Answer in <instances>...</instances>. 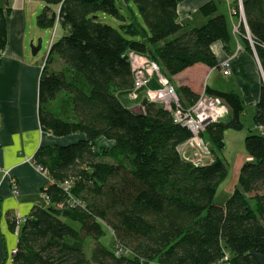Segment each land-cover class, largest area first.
Returning a JSON list of instances; mask_svg holds the SVG:
<instances>
[{
	"label": "trees",
	"instance_id": "16d2710c",
	"mask_svg": "<svg viewBox=\"0 0 264 264\" xmlns=\"http://www.w3.org/2000/svg\"><path fill=\"white\" fill-rule=\"evenodd\" d=\"M121 1L44 0L39 26L64 32L53 39L41 72L39 120L42 130L67 142L42 146L34 156L47 170V200L20 226L13 264H218L225 256L228 264H261L264 84L253 118L262 131L245 139L252 159L242 165L234 192L218 203L229 175L219 153L225 131L244 126L241 96L206 87L230 114L201 133L213 145L214 161L196 165L179 152L192 132L171 110L145 98L139 112L121 95L128 98L134 88L131 53L155 61L171 84L196 64L218 67L213 44L229 49V20L215 0L200 7L201 26L179 21L182 0ZM9 2L0 0V55L8 43ZM127 7L133 14L123 13ZM242 8L239 30L264 76V0H242ZM241 10L237 5L236 14ZM104 14L117 18L118 27ZM56 57L62 65L51 69ZM177 91L184 107L199 98L188 86ZM108 229L114 248L101 241Z\"/></svg>",
	"mask_w": 264,
	"mask_h": 264
},
{
	"label": "crops",
	"instance_id": "0c3cea01",
	"mask_svg": "<svg viewBox=\"0 0 264 264\" xmlns=\"http://www.w3.org/2000/svg\"><path fill=\"white\" fill-rule=\"evenodd\" d=\"M208 1L182 0L178 7L179 21L189 26L204 24L206 19L200 7ZM215 1L229 20L232 31L229 49L222 41L215 42L213 50L219 66L196 64L175 75L173 84L199 91L205 86L207 77L216 74L224 82L213 86L206 83L209 87L238 93L244 102L245 112L251 109L256 112L264 76L255 53L248 48L246 38L239 30L244 24L242 0ZM237 5L241 10L239 14H236ZM8 30V43L0 55V167L10 170L0 183V264H13L12 257L18 245L19 231L11 219L27 217L35 205L44 201L43 188L50 184L48 175L38 170L36 161L30 163L26 159H33L42 146L67 142L66 138H57L40 126L39 83L44 63L43 59L28 52L23 20L16 17V13L9 17ZM229 57L232 58L231 75L224 77L220 65ZM251 159L249 154L245 155L238 163V172ZM260 260L264 264V255Z\"/></svg>",
	"mask_w": 264,
	"mask_h": 264
},
{
	"label": "rangeland",
	"instance_id": "374dc122",
	"mask_svg": "<svg viewBox=\"0 0 264 264\" xmlns=\"http://www.w3.org/2000/svg\"><path fill=\"white\" fill-rule=\"evenodd\" d=\"M118 3H120V2L118 1ZM9 4L11 5V9H12V13H11L10 17L14 13H16V15L20 16L22 18V20H23L26 48H27L28 52L32 56H33L32 44L37 46L39 39L42 40V48L39 51V53L36 56H34V57H38L39 59H43V63L45 65L46 61H47V56H48V53H49V48L51 47V43H52L53 39L56 37V35L64 32V31L59 26H58V29L56 27H54V28H44V27L39 26V24H38V16L43 11L44 0H10ZM131 7L135 10V13L138 16V19L141 22H143V19H142L141 15H140V13L138 11V8H137V6H136V4L134 2H132ZM123 13L125 15H128L129 13L133 14L132 10L130 11V9L128 7L123 10ZM102 17H103L105 22H107L109 24H112L113 26L118 27V21L119 20L117 18H115V17H113V16H111L109 14H106V15L104 14V16L102 15ZM247 38H248L247 40L250 41V43H251L252 49H254V44L251 42V40L249 38V35H248ZM229 58H231V57H229ZM229 58H227V59H229ZM257 60H258V57H257ZM258 63H259V61H258ZM61 65L62 64H61L60 60L56 57L54 59V61H52V63L49 64V67L51 69H59V67ZM220 70L222 72L221 65H220ZM222 75H223V73H222ZM223 76L227 77L225 75H223ZM218 80H219V82H215V81H218ZM209 82H210V85L213 86L212 84L215 85V84H218V83L224 82V81L221 78L217 77V75L215 74V75H212L211 78L207 77L206 83L208 84ZM206 83H205V86L203 87V89L200 88L199 91H195L196 93L199 94V97H201L203 93H207L206 92V87L208 85ZM161 86L162 85L160 84V87ZM173 86L176 88V90H177V88H179V86H176L175 84H173ZM183 86H186V85H181L180 87H183ZM139 94H140V96H139L138 99H133L130 96L128 98H126L125 95H123V94L121 95V99L129 107H135V109H137L139 112H141L142 111V107H143L142 106V101L146 98V95H147L146 89H141L139 91ZM178 97H180V96H178ZM150 101L154 102V103H158V104L163 106V104H161L158 101H154V100H150ZM179 104L181 106H184L182 104L181 98H179ZM229 114L226 117H228ZM254 115H255V112L252 109L251 110H246L245 114H243V116H242V121H243V124H244L243 128L241 130H236V129L229 128V129H227L225 131V134H224L225 145H224V148H223V152H220L219 154L224 159L226 158V161L228 162V174L229 175H228V178L218 188V191L216 193V199L215 200L218 203L224 202L232 194V192L230 190H235V188H236V185L238 183V178H239V172H240V171L238 172V169H237L238 168V163H240L242 161V159L245 157V155H247L246 144H245L246 137L249 134L256 133L258 130L262 131V129H260V126L258 127V126L255 125L254 120H253ZM220 120H224V118L220 119ZM206 142H207V145L209 146L210 150L212 151L213 145L207 139V137H206ZM210 155H212V154L210 153ZM212 157L214 158V155H212ZM29 162L30 163H34L35 162L34 156H33V159L30 160ZM37 168H38V170L40 172L46 173V175H48L47 174V170L45 168L42 169L38 165H37ZM2 178H3V175L0 174V183H1ZM44 200H47L46 193H45V196H44ZM13 218H16V217H13ZM13 218L11 220H13ZM17 218H19L22 221L25 219V217L24 218L17 217ZM14 226H15V224H14ZM101 239H102L101 241L108 248L109 247L110 248H114L115 247L114 240H113L114 239L113 238V234H112V232L109 229L106 230V233L101 237ZM90 244H92V241L90 242Z\"/></svg>",
	"mask_w": 264,
	"mask_h": 264
},
{
	"label": "built area",
	"instance_id": "2783aa9c",
	"mask_svg": "<svg viewBox=\"0 0 264 264\" xmlns=\"http://www.w3.org/2000/svg\"><path fill=\"white\" fill-rule=\"evenodd\" d=\"M129 59L135 77L134 88L130 91L129 96L138 99L140 96L139 91L146 89L147 99L163 104L164 107L173 112L177 122L183 123L191 130L192 137L178 148L182 158L196 165L212 163L214 158L210 155L211 150L201 133L209 124L226 118L230 113L229 107L218 97L207 93H203L194 104L187 107L181 106L176 88L162 74L160 66L155 61L138 53H131ZM231 61L232 59L229 58L221 63L222 73L225 76L231 75ZM153 77L162 85L161 87L159 85L160 88L151 87ZM30 160L32 158L26 159L27 162ZM39 167L43 169V167ZM9 171V169L0 167V174L3 177L9 175ZM12 221L17 230L24 222L19 218H13ZM227 260L228 258L225 256L221 258L218 264H228Z\"/></svg>",
	"mask_w": 264,
	"mask_h": 264
},
{
	"label": "water",
	"instance_id": "95a60500",
	"mask_svg": "<svg viewBox=\"0 0 264 264\" xmlns=\"http://www.w3.org/2000/svg\"><path fill=\"white\" fill-rule=\"evenodd\" d=\"M242 13L244 14L243 8H242ZM41 48H42V40L39 39L37 46L32 44L33 56H36L41 50ZM143 103H146V100H144Z\"/></svg>",
	"mask_w": 264,
	"mask_h": 264
},
{
	"label": "bare ground",
	"instance_id": "6f19581e",
	"mask_svg": "<svg viewBox=\"0 0 264 264\" xmlns=\"http://www.w3.org/2000/svg\"><path fill=\"white\" fill-rule=\"evenodd\" d=\"M16 17H18V16L16 15ZM17 20H18V19H17ZM17 20H16V21H17Z\"/></svg>",
	"mask_w": 264,
	"mask_h": 264
},
{
	"label": "clouds",
	"instance_id": "9594fccd",
	"mask_svg": "<svg viewBox=\"0 0 264 264\" xmlns=\"http://www.w3.org/2000/svg\"><path fill=\"white\" fill-rule=\"evenodd\" d=\"M241 9H242V5H241Z\"/></svg>",
	"mask_w": 264,
	"mask_h": 264
}]
</instances>
